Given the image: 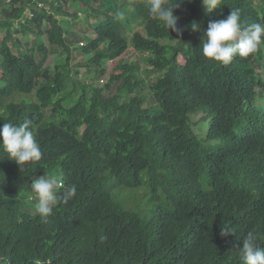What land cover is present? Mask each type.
Listing matches in <instances>:
<instances>
[{"label": "trees", "instance_id": "obj_1", "mask_svg": "<svg viewBox=\"0 0 264 264\" xmlns=\"http://www.w3.org/2000/svg\"><path fill=\"white\" fill-rule=\"evenodd\" d=\"M38 4L45 6L35 11ZM30 5L34 18L15 29ZM148 5L0 0V126L31 119L42 152L20 167L0 149L4 264H241L249 231L264 248V44L228 65L200 50L209 22L232 9L245 24L264 23V0H220L210 13L202 0H186L173 12L180 36ZM32 34V48L20 49L18 37L30 42ZM131 47L141 61L119 67L106 86L84 80L85 72L105 76ZM51 55L63 58L54 71L46 68ZM44 175L61 185L47 218L30 198L32 179ZM71 185L76 193L65 203ZM145 185L154 195L150 215L117 203L118 190ZM227 222L235 233L221 237Z\"/></svg>", "mask_w": 264, "mask_h": 264}, {"label": "clouds", "instance_id": "obj_2", "mask_svg": "<svg viewBox=\"0 0 264 264\" xmlns=\"http://www.w3.org/2000/svg\"><path fill=\"white\" fill-rule=\"evenodd\" d=\"M184 2L186 0H149V12L154 20L161 22L166 29L180 36L182 29L178 27V18L173 15V12L179 9ZM202 4L210 13L218 8L220 0H202ZM39 5L41 4L37 5L35 11L42 9ZM26 12L30 14L31 19L34 18L33 10ZM21 25H18L16 29ZM191 28L195 31L199 25L193 21ZM262 44H264V23L245 24L241 21L240 10L232 9L226 18L209 22L201 38L200 50L206 60L228 65L237 56L247 57L257 52ZM0 149L7 154L9 160L14 161L20 167L39 161L42 152L33 121L25 119L19 125L3 123L0 126ZM58 186L61 185L56 176L44 175L32 179L30 187L33 196L30 198L37 201L35 211L41 218H47L53 213L58 199L56 191ZM75 193L76 186H69L63 194L64 202L74 197ZM230 224L231 222L222 224L221 237L235 233V229ZM261 238V235L255 231H249L243 238L242 247L238 250L241 264H264V248H261L259 243ZM0 264H4V261L0 260Z\"/></svg>", "mask_w": 264, "mask_h": 264}, {"label": "rangeland", "instance_id": "obj_3", "mask_svg": "<svg viewBox=\"0 0 264 264\" xmlns=\"http://www.w3.org/2000/svg\"><path fill=\"white\" fill-rule=\"evenodd\" d=\"M83 6L86 7L85 4H83ZM12 8H10L11 10ZM34 7L27 6L26 11H31L33 10ZM71 13H75L77 12L76 8H70L69 9ZM105 11V10H104ZM92 17V16H91ZM102 20L106 19V15L101 14ZM30 14L29 13H24L22 14L21 20L18 22V24H23V23H27V20H30ZM59 19L61 20H65V18L60 17ZM69 19V18H66ZM90 22H96L94 20V18H92L90 20ZM5 23H6V18L5 16H0V43L5 39ZM83 24L85 26L88 25V22H83ZM66 25H68V20L66 21ZM76 26V25H75ZM18 27L17 24H15V29ZM49 28V24H45L44 29ZM86 32H89L88 29L85 30ZM136 31H143V29L141 27H139L138 25L136 26ZM4 36H3V35ZM92 35V34H91ZM21 37H18V39L20 40L19 45H21L20 49H27V48H32L31 45L33 44V40H36V35L32 34L28 37V39L30 40V42L24 41L25 38L20 35ZM15 38V36H14ZM45 43V45H48L46 37L42 39ZM10 46H13V44L11 43ZM132 46V45H130ZM38 47V44L36 46V48ZM36 54H39L38 52H36ZM92 58V56L86 57L85 58V62H88V60ZM141 61V55L139 53H137L132 47L129 49V51L119 60L113 62V63H107V73L105 76L98 78L97 76H95V73L93 72L92 75H87V72H85V74L83 75L84 80L87 78L89 79L90 83H94L95 85H99V86H106L110 79L111 76L114 75L115 73H119L116 72L117 69L121 66H123L126 63H137ZM0 62H2V59L0 58ZM63 64V58L60 57L59 55H51L48 58V61L46 63V68L49 70H55L57 66L62 65ZM142 68L145 70L147 68V65L142 64ZM145 79L146 76L142 75V79ZM115 86V85H114ZM116 89V86H115ZM140 94L143 96V91L140 90ZM196 120L199 119V117L195 118ZM122 192H125L127 194V198L123 199L120 197V194ZM153 191L150 188L149 185H145L143 188L140 189H121L118 190L115 193V197H116V201L117 203L125 210L128 212H133V213H137V214H141L144 215V210L146 211V213H148L150 215L151 212V208L153 207Z\"/></svg>", "mask_w": 264, "mask_h": 264}, {"label": "built area", "instance_id": "obj_4", "mask_svg": "<svg viewBox=\"0 0 264 264\" xmlns=\"http://www.w3.org/2000/svg\"><path fill=\"white\" fill-rule=\"evenodd\" d=\"M50 1H52V0H50ZM10 2V1H9ZM39 7L40 8H43L44 7V5L43 4H41V5H39ZM32 17H33V15H32Z\"/></svg>", "mask_w": 264, "mask_h": 264}]
</instances>
